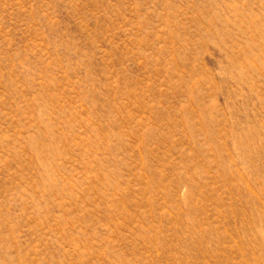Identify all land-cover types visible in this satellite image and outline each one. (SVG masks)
<instances>
[{
    "label": "rangeland",
    "instance_id": "rangeland-1",
    "mask_svg": "<svg viewBox=\"0 0 264 264\" xmlns=\"http://www.w3.org/2000/svg\"><path fill=\"white\" fill-rule=\"evenodd\" d=\"M0 264H264V0H0Z\"/></svg>",
    "mask_w": 264,
    "mask_h": 264
}]
</instances>
